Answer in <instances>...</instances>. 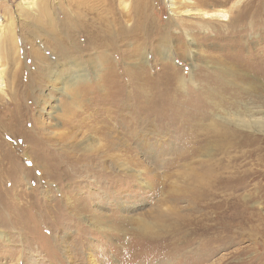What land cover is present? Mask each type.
I'll return each instance as SVG.
<instances>
[{"label":"rangeland","instance_id":"obj_1","mask_svg":"<svg viewBox=\"0 0 264 264\" xmlns=\"http://www.w3.org/2000/svg\"><path fill=\"white\" fill-rule=\"evenodd\" d=\"M149 2L147 28L165 33L166 0ZM28 8L24 0H0L6 91L0 98V264H264V151L244 156L249 147L225 152L221 143L222 116L264 114V77L258 72L264 70V0H242L231 26L239 33H227L226 24L218 30L221 36L217 24L208 33L194 28L201 33L193 59L183 51L185 39L172 35H182L180 27L169 28L167 38L179 52L170 67L151 43L137 48L133 39L102 54L85 49L75 54L64 39L68 31L60 11L34 15ZM71 60L82 62L89 77H73L75 84L62 93L45 68L65 74ZM248 72L255 77L246 79ZM146 74L156 94L167 88L165 116L156 110L143 119L138 113L143 108L134 97L135 78ZM180 79L186 85L178 92ZM174 114L208 134L207 154L185 157L187 139ZM111 126L123 131L114 145L130 144L137 152L133 157L116 150L125 165L99 158L81 143L87 130L84 142L113 138L118 134ZM254 127L261 130L248 131L264 137ZM67 133L79 135L76 143L59 137ZM212 171L221 186L196 195L193 183L201 172ZM248 174L258 176L244 181ZM80 205L78 216L73 209Z\"/></svg>","mask_w":264,"mask_h":264},{"label":"bare ground","instance_id":"obj_2","mask_svg":"<svg viewBox=\"0 0 264 264\" xmlns=\"http://www.w3.org/2000/svg\"><path fill=\"white\" fill-rule=\"evenodd\" d=\"M149 1L150 0H133V3H131L132 0L131 2H128L127 0H24V3H29L28 10H30V12L33 13L34 15L35 14L38 15L39 12H44L46 15L50 13L57 14L60 11V14L62 15L61 16L62 24L65 26L66 31H68V33L65 32L64 39L71 42V46L76 49V51H74L75 54L76 52H78L77 50L84 51V49L88 52L92 50L94 51L92 53L102 54L103 50H105L108 47H110L109 49H111L112 47L113 49L117 50L118 47L122 48L121 46H124L126 43H128V41L133 39V42L136 44L137 48H139L140 45L146 42L151 43L153 49L155 48L156 50H158V52L161 53L163 58L166 60L167 62L166 63L167 65H165L166 67L167 66L170 67L169 66L170 64L169 62H171L170 60L176 59L178 57L177 54H179V52L176 51L177 49L174 50L175 48L171 46L172 41L167 38L169 37L168 36L169 28H171L172 26L178 25V29L179 27L181 29L180 32L183 31L182 35L181 34L177 36H175L174 34L172 35L174 39L176 38L185 39L183 42H185L184 49L186 50H183V51L186 52V54H188L190 59H193V57H195L194 55L198 53L197 41H199L200 39L197 40V35L201 33V31L204 33H208L211 30L215 29L213 25L217 24V26L218 27L220 26V27L219 29H217L216 34H219V36H221L223 32L222 31L218 32V30H221V26L223 24H226L228 27V31H226L227 33H239L240 32L238 29L233 30L231 26H233L232 19L235 17V15L238 14V12H240L239 9L242 4V0H166L169 11H170V18L168 22L169 25L166 26L168 30H166L165 33H162L163 29L160 32L158 26L157 27L151 26L147 28V13H149L147 11V8L150 6ZM0 24H1V19H0ZM196 27H201L202 29L199 32L197 31V33H193V29ZM178 29H175V30L178 32L179 31ZM142 32H145V34H147L145 38L142 37ZM184 35H186V37H184ZM6 40L10 42L14 40V38L13 37L6 38ZM15 41H16V38H15ZM63 42H61L60 44L62 50L68 51V47L64 45ZM174 47H176V45ZM92 53L89 54L90 57L93 55ZM33 54L37 56V58L39 56L41 58V52L38 53V51L35 50L33 51ZM63 55L67 57L70 55V53L69 54L63 53ZM89 56L87 57L90 58ZM103 57L108 58L107 55H103ZM88 62L90 63V60ZM244 64L245 63L243 62L242 65ZM79 66H81L80 70H79ZM67 67L68 69L66 72H64L65 74H59V69L57 68H55L56 70H54L53 68L49 69V67L45 68L47 70L46 72L49 75V79L51 80L53 86H56L55 83L57 82L61 83V85H59L58 87L56 86V87L62 93L69 92L73 84H75L74 81L71 82L73 77L77 79L89 77V72L87 70H84L82 62H79L78 60L69 61ZM230 69H232V67ZM134 70L133 72H135ZM143 72H145V69ZM258 72L260 73V75H262L261 77H264V70H258ZM169 75L171 76V73H169L168 76ZM253 77H255V75L253 73L248 72L246 79L251 80V78ZM147 78H148L147 74L144 77L137 76L135 78L136 79V87H135L136 90L135 91L137 92V96H134V97L138 101L139 105L142 106L143 108V110H140V112H138L140 116L143 115L142 116L143 119L146 118L148 114L156 112V110L165 112L167 109L164 107V104L168 100L167 95H165V93H168L167 91H165L167 90V88L166 87L161 88L162 91L160 92H163V94L158 95L156 94L157 92H154L152 85L145 83ZM166 79L167 78H163V80L165 81ZM170 79H172V77ZM246 79H241V80H246ZM185 82L186 80H182L180 84H178L179 86H175L176 88H174V90L178 91L179 90L178 88L184 87L186 85ZM17 83H19V81H17ZM193 83H195V81ZM4 87H5L4 72L1 71L0 69V98L3 97V93H6ZM48 95L51 96V93H49ZM68 96H73V95L69 93ZM163 114H164L163 116L167 115L166 112ZM248 114L247 115L245 114L243 116H240V115L237 116V114L236 116H233L232 114L230 116H224V117L222 116V119L226 122V124L223 123L222 125V128L226 129V133L223 135L222 142H221L222 145L226 148L225 152H229L230 149L233 147L235 149L249 147L246 150H242V153L244 154V156H247V154L251 155L257 152L263 153L264 137H254L248 131V129L250 130L251 128L254 131H260L261 129L258 130L254 127V126H258L259 128L261 127L264 130V114L262 116H257L254 118L252 117L254 113H252L251 115H248ZM173 116H175L178 119V122H177L178 129L180 131L182 130L181 132H182L183 137L187 139L186 144H185L187 145V147L185 148V157H192L195 155L197 156L198 154L200 155L207 154V151L210 150L209 146L211 143V141L208 138V134L202 133L198 127L196 128L195 122H192L191 120L187 121L184 117H182V115L174 114ZM134 121L136 122L137 120H134ZM105 127L106 126L103 127L104 132H105ZM109 128L112 129L113 132H116L118 135H113L112 136L113 138H111L110 136V139L108 138L103 141H98L97 143H94L93 141L84 142L86 139L85 137L89 135V131L87 130V131L82 132V136L84 139L81 141V143L85 144L83 146L84 148H88V149L91 148L94 151L95 154L94 153L93 154L95 156L99 158L100 157L107 158V159L109 158L113 161V163L114 161H117V163L125 165V163L120 161L121 158L119 157V155L121 154V152L119 154V152L118 151L116 152V150H120L124 154H128L129 152H131V156L133 157L137 155V152L136 154H134L135 151L132 150L129 142L127 143L126 140L124 141V143L129 144L128 147L120 145L117 148V146L114 145L115 144L114 141L116 137L118 139L121 138L119 134L123 131L122 129H119L118 127L114 128L111 126ZM99 129L100 127L96 129L98 133H100ZM137 132H138L137 130L135 132H132V131L130 132L128 130V133H132L133 136H135ZM67 135H68L69 140L70 139L74 140L71 143L73 142L76 143V141L79 139V135L74 134V133L61 134L59 137L63 139V138H66ZM121 144H123V142H121ZM254 145H258V146H256V148L254 149H250V147ZM72 162H73V159H72ZM227 169H229V167H227ZM257 171H260V170H256L253 173H256ZM234 173L232 170H230V175H232V177ZM256 174H258V172ZM246 176L247 177L244 178L245 180L238 178L239 183H242L243 180L246 181L247 178L254 179L258 175L248 174ZM228 177H231V176H228ZM196 182L198 184L193 183L192 186L194 187L192 188L198 191H196V193L192 191L191 193L192 195L193 193H195L196 195L201 196V197L203 196V193H206V195L215 193L214 191L216 190L215 188L221 186V181L217 178L216 173L213 171L207 172V173L201 172ZM227 182L232 183V179L229 178V181ZM60 201H64L63 198H61ZM73 211L75 215L77 214L79 216V214H82L83 212V206L80 205L79 207H74ZM92 216H94V214H92ZM18 220H19L18 217L14 219V221H18ZM89 221L92 226L96 225L99 229L102 228V226L100 225L101 224L100 222H96L93 225L92 220H89ZM140 230H143L144 232V227H140L139 231ZM2 235L4 234L0 232V236Z\"/></svg>","mask_w":264,"mask_h":264}]
</instances>
